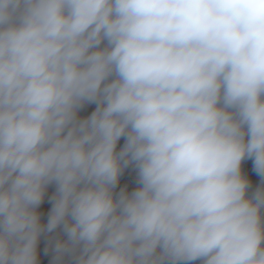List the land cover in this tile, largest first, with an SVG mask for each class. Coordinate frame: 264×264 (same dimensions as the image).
<instances>
[{
	"label": "clouds",
	"instance_id": "9594fccd",
	"mask_svg": "<svg viewBox=\"0 0 264 264\" xmlns=\"http://www.w3.org/2000/svg\"><path fill=\"white\" fill-rule=\"evenodd\" d=\"M49 234L51 264H264V0H0V264Z\"/></svg>",
	"mask_w": 264,
	"mask_h": 264
},
{
	"label": "built area",
	"instance_id": "2783aa9c",
	"mask_svg": "<svg viewBox=\"0 0 264 264\" xmlns=\"http://www.w3.org/2000/svg\"><path fill=\"white\" fill-rule=\"evenodd\" d=\"M243 167L250 169L251 168V162H245ZM126 173H127V180L129 183V187L131 189L132 187H135V182H134L135 181V173L130 171V170H126ZM54 191H55L54 186H50L48 193L46 195L45 203L41 206V209L45 213V215L43 217L44 222H46L47 210L50 208V205L47 203V196H50L51 194H53ZM55 235L56 234H49V236H47V237H42L41 243L39 246L41 258H45V249H49V255L46 257L48 264H51V256L53 255V253L51 252V249L49 248V241L51 240L54 242Z\"/></svg>",
	"mask_w": 264,
	"mask_h": 264
},
{
	"label": "rangeland",
	"instance_id": "374dc122",
	"mask_svg": "<svg viewBox=\"0 0 264 264\" xmlns=\"http://www.w3.org/2000/svg\"><path fill=\"white\" fill-rule=\"evenodd\" d=\"M91 110V108H89V111Z\"/></svg>",
	"mask_w": 264,
	"mask_h": 264
}]
</instances>
